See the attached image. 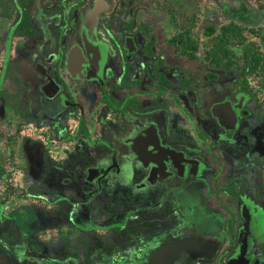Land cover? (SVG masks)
Here are the masks:
<instances>
[{
    "label": "flooded vegetation",
    "instance_id": "af4514ba",
    "mask_svg": "<svg viewBox=\"0 0 264 264\" xmlns=\"http://www.w3.org/2000/svg\"><path fill=\"white\" fill-rule=\"evenodd\" d=\"M0 184L9 264H264V0H0Z\"/></svg>",
    "mask_w": 264,
    "mask_h": 264
},
{
    "label": "rangeland",
    "instance_id": "374dc122",
    "mask_svg": "<svg viewBox=\"0 0 264 264\" xmlns=\"http://www.w3.org/2000/svg\"><path fill=\"white\" fill-rule=\"evenodd\" d=\"M146 1H147L148 4H149V2H153V0H146ZM20 181H21V174L20 173H16L14 175V182L18 183ZM2 188H3V185L0 184V191H1ZM23 197H25V196L21 195V193H18L17 190H15L14 193H13V196L11 198L12 200H10L9 204L11 206L15 207L16 205H19L21 203V200L23 199ZM0 264H9V263H8V260L6 258H2L0 260Z\"/></svg>",
    "mask_w": 264,
    "mask_h": 264
}]
</instances>
